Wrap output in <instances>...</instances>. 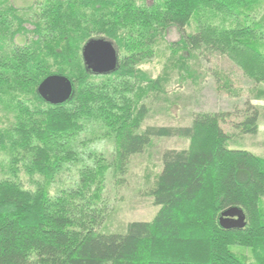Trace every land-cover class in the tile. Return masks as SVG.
<instances>
[{"label":"trees","instance_id":"16d2710c","mask_svg":"<svg viewBox=\"0 0 264 264\" xmlns=\"http://www.w3.org/2000/svg\"><path fill=\"white\" fill-rule=\"evenodd\" d=\"M260 3L35 0L21 15L12 0H0V156L8 159L0 171V264H264V158L229 147L226 113L201 112L188 127L142 131L146 101L163 95L167 80L140 68L176 28L181 36L169 45L173 53L226 56L263 84ZM193 20L197 29L187 33ZM99 38L119 55L118 69L107 75L88 71L82 57L86 43ZM51 75L73 82L68 102L51 105L39 96ZM225 88L232 93V85ZM247 106L236 126L255 135L259 112ZM89 124L114 140L113 160L101 157L52 194L68 162H81L75 138ZM173 137L188 139L190 147L163 153L162 170L146 192L158 207L154 218L131 222L122 233L97 231L106 215L107 173L125 175L132 156ZM22 172L38 177L33 187L21 181ZM233 208L244 213L245 225L225 229L220 218ZM233 246L251 249L255 262L234 254Z\"/></svg>","mask_w":264,"mask_h":264},{"label":"rangeland","instance_id":"374dc122","mask_svg":"<svg viewBox=\"0 0 264 264\" xmlns=\"http://www.w3.org/2000/svg\"><path fill=\"white\" fill-rule=\"evenodd\" d=\"M255 18L264 15V0H260ZM21 15L29 7L34 8L35 0H12ZM29 13V12H28ZM197 29L193 20L187 33ZM180 32L171 28L166 40L158 47L155 56L140 65L150 77H165L166 92L158 99L147 100L150 108L143 123L142 131L148 127H188L192 125L194 115L201 112L226 113L227 120L222 123L225 132L230 135L229 147L248 150L264 158V83L256 85L248 79L228 57L208 52H176L169 45L180 39ZM18 42H22L20 38ZM264 49V38L261 41ZM183 61L186 64H183ZM188 70H187V69ZM227 81V83H225ZM232 85V93L225 87ZM225 86V87H224ZM256 88V89H255ZM247 104L258 110V131L254 134L244 132L237 127L248 109ZM251 112V111H249ZM75 150L81 156L80 163L68 162V170L51 184L52 194L58 189L69 188L77 180L79 173L89 167H97L101 157L111 161L115 155V143L103 134L98 124H89L86 132L75 138ZM190 147L188 139L173 137L156 139L141 155L130 158L125 175H116L111 170L107 173L103 194L106 215L96 227L101 233H122L131 222H150L158 211L152 197L146 195L162 170V156L167 150H184ZM0 171L8 169V159L0 156ZM24 173V172H22ZM21 173L28 187H33L34 180ZM264 206V198L262 199ZM264 208V207H263ZM232 252L249 262H255L251 249L233 246Z\"/></svg>","mask_w":264,"mask_h":264},{"label":"water","instance_id":"95a60500","mask_svg":"<svg viewBox=\"0 0 264 264\" xmlns=\"http://www.w3.org/2000/svg\"><path fill=\"white\" fill-rule=\"evenodd\" d=\"M84 64L88 71L97 75H107L118 69L119 55L114 45L105 39H92L82 50ZM73 82L63 75H51L38 87V94L51 105L68 102L73 95ZM225 229L241 228L245 225L244 213L233 208L224 212L220 218Z\"/></svg>","mask_w":264,"mask_h":264}]
</instances>
